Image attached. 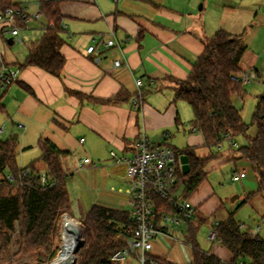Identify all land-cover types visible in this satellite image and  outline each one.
<instances>
[{"label": "crops", "instance_id": "crops-1", "mask_svg": "<svg viewBox=\"0 0 264 264\" xmlns=\"http://www.w3.org/2000/svg\"><path fill=\"white\" fill-rule=\"evenodd\" d=\"M33 1L36 6L31 14L39 13V0ZM58 1L63 29L60 54L65 59L62 74L55 77L36 67L21 69L13 84L0 90L1 102L6 109L3 115L7 119L15 117L31 123L32 117L37 114L35 111L46 112V139L39 134L33 146L37 145L38 148L40 140H48L59 151L68 153L61 158V164L69 175L68 180L74 174L80 176L75 180L82 201L89 205L87 211L97 205L125 212L126 207L130 206L125 184L126 165L115 164L110 153L131 156L137 135L144 133L149 139L159 140L160 144L169 143L173 150L188 148L198 156L207 155L208 149L200 133L184 137L186 146L182 149H176L169 141L170 129L181 124L184 111L181 105L183 101L176 100L175 94L200 58L203 42L211 39L218 30H224L228 13L235 8L245 7L250 9L246 22L251 21L252 17L256 19L259 13L264 17V0ZM12 2L20 4L27 13L23 4L25 0ZM39 19H42L41 16ZM17 25L19 33L13 37L9 27L0 24V42L4 40L7 44L12 39L13 45L19 39L29 44L42 35L44 27L36 24L34 28H29L28 24L24 26L20 22ZM23 30H28V33H23ZM109 39H114L116 45L106 47L101 43ZM90 46L96 48L93 54L87 53ZM26 56L27 49L20 59L11 55V59L6 61L0 54V60L5 65L20 67ZM121 56L127 65L113 68V61ZM136 80H141L143 84L141 96L135 85ZM18 83L23 86L20 87ZM256 93L253 114L259 100L264 97V91L257 90ZM111 99L113 101L108 102ZM28 100L31 102L24 107ZM37 119L42 122L44 118ZM37 125L42 126L40 123ZM190 132L198 133L193 128ZM26 134L27 131L21 135L23 147L27 146ZM16 135L18 139L20 136ZM202 146L207 153L199 155L197 148ZM231 147L223 154L218 150V154L205 164L204 178L197 190L187 198L194 206V212L197 208L206 215L218 211L216 188L209 184L207 175L226 164L229 166L230 181L233 173L240 175L239 181H231L239 183L234 191L241 192L247 200L257 196L248 198L257 191V179L250 164L237 159L236 150ZM84 159L90 162L83 164ZM37 170L43 173L45 167ZM179 189L182 195L183 186L180 185ZM234 201L227 209L229 215H234V211L242 207L241 202ZM194 215V223L203 219L194 220ZM63 218L65 221L72 219L67 213ZM241 225L244 229L247 227ZM246 229H257L256 234L264 239V224ZM206 241L210 247L202 250L196 235L201 251L223 263L230 262L231 253L225 247L217 242L211 243L208 234ZM175 250L177 253H172L168 259L192 263L191 250L179 245L175 246Z\"/></svg>", "mask_w": 264, "mask_h": 264}, {"label": "trees", "instance_id": "trees-1", "mask_svg": "<svg viewBox=\"0 0 264 264\" xmlns=\"http://www.w3.org/2000/svg\"><path fill=\"white\" fill-rule=\"evenodd\" d=\"M38 4V12L44 22L43 32L37 40L27 44V56L20 69L36 67L60 77L65 59L60 54L63 44L60 34L63 29L59 1L39 0ZM6 8L22 9L20 4L12 0H0V11ZM245 50L246 46L240 37L218 30L211 39L203 42L200 58L175 94L176 100L190 107L191 127L202 135L204 146L208 149L205 156H198L188 148L174 150L177 158L182 155L188 158V173L184 174L178 169L176 181V187L183 186L182 197L185 199L197 190L204 178L205 164L218 154L223 144L232 146L240 136L245 138L246 143L236 149L237 159L250 164L258 183L257 191L248 198L264 196V97L259 100L252 117V124L256 128L254 136L247 135L249 126L244 123L241 111L233 104V97L243 96L242 83L232 78L242 73L238 62ZM1 99L2 94L0 114H5ZM38 148L45 165V184L41 183L38 177L40 172L33 163L25 168L17 166L16 139L10 137L0 140V172L13 175L12 182L0 181V264L20 259L44 262L52 258L56 220L61 212L67 213L70 209L66 188L69 175L61 164V158L68 153L59 151L48 140H40ZM26 168L30 173L23 176L22 171ZM158 206L175 214L167 203L160 202ZM129 217L127 211L92 206L80 219L91 237L81 249L78 264H118L111 257L126 246L119 235L128 227ZM204 222V219L194 223L192 218H182L178 227H163L176 236L180 233L182 239L192 246L191 264H264V239L257 234L252 235L250 229H244L232 214L217 226H212L217 234V243L231 253L230 262L223 263L201 251L196 235ZM12 245L15 250H12Z\"/></svg>", "mask_w": 264, "mask_h": 264}, {"label": "rangeland", "instance_id": "rangeland-1", "mask_svg": "<svg viewBox=\"0 0 264 264\" xmlns=\"http://www.w3.org/2000/svg\"><path fill=\"white\" fill-rule=\"evenodd\" d=\"M23 4H25L27 8V13H29V15H32L31 12L35 9L36 3H34L33 0H25V3ZM248 9L245 7L233 9L232 12L228 13V17L223 26L224 30L233 37L240 36L241 41L246 46V50L240 61L238 62V67L240 69H243L244 73L250 74L254 72L257 75L255 79L249 80L248 82L242 84L243 96L241 98L233 97L234 106L241 111L244 123L249 126L247 135L254 136L256 133V128L255 125L252 124V112L254 109V103L255 101H257L255 96L258 93H256V91H264V86H262L264 85V17H261V13H259V16L256 19L255 17H252L251 21L246 22L247 17L250 14V9ZM43 23L44 22L42 19H39L38 21L31 20L28 23V27L34 28L36 24L43 25ZM22 32L28 33V30H23ZM26 42V40H24V42H18L16 39L13 45L8 46L4 40H1L0 54H2L3 58L6 61H9L11 59V55L16 59H20L22 54H24V52L26 51ZM17 85H19L20 87L23 86L21 83H18ZM30 102L31 100H28L25 103L24 107ZM181 103V105H183L182 107H184L181 124L178 126H174L173 129H170L169 141L172 142L173 146L176 149H182L186 146L184 143V137L199 134L190 132L192 128L189 124V121L192 119V112L187 104H185L184 102ZM33 113L34 112L32 111V114ZM35 113V117H32L31 123H27L26 120L18 119L15 117L7 119L5 115L0 114V130H3L0 131V140H7L10 137H13L14 134H19L20 137L16 139L17 166L19 168H25L33 162L37 169L43 170L45 165L41 159L40 151L37 148V145L33 146V144H35L36 138L39 134L42 135V138L46 139V112L44 113L35 111ZM39 114L44 116H39ZM38 117L44 118L43 120H41L42 122H38ZM38 123L42 124V126L40 127L39 125H37ZM19 124H23L24 127L21 128ZM18 126L20 128H18ZM26 131L27 146L23 147L21 145V135ZM149 140L152 143L160 144L159 140ZM236 142L237 143H235V146L231 147L235 150L237 149V147L244 145L245 138L241 136L237 137ZM229 147L230 145L228 143L223 144L221 148H219L220 154L227 152L229 150ZM197 153L199 155L206 154L207 149L203 146L198 147ZM228 167L229 166L227 164L223 165L219 169H216L212 173L207 175V181L209 182V184L211 183V185L216 188L215 196L218 198V211L214 212L211 215H206L199 208H197V210H195L194 212V220H196V218L205 219L204 224L201 225L197 234V242L202 250L209 249L210 244L207 243L206 236L215 221L221 222L227 218V216L229 215L227 214V209L229 206L234 204L232 203L233 198H237L238 196H240L239 199H234V202H241L242 206L240 209L234 211L233 217L236 221L240 222L244 226H252L254 228L256 227V225L261 226L262 224H264V196L257 195L247 200L241 192H235L234 190L237 189L239 183H231L228 175ZM79 178V175L74 174L73 177L66 182V188L68 190L70 198V209L67 211V214L70 218H72V221L77 223L81 236V246L77 251V260L75 264H78V261L81 258V249L87 245V242L91 237L90 232L81 224L80 221H78L82 218L83 214L89 207L88 203L86 204V202L82 201L81 199L80 188L77 187L78 185L75 180ZM246 201H248V203ZM125 210L127 212H130L131 207L128 206ZM64 215H66V213L61 212L56 220V228L53 236L52 248L54 251V256L44 262H35L32 260H28V262H30L31 264H51L56 259L58 253L60 252V247L62 244V231L64 229L63 223L66 225L65 218L67 217L63 218ZM179 234L180 233H178L177 237L182 240V235ZM11 248L12 250H15L14 245H12ZM118 264H138V262L133 257V255H130L124 262Z\"/></svg>", "mask_w": 264, "mask_h": 264}, {"label": "built area", "instance_id": "built-area-1", "mask_svg": "<svg viewBox=\"0 0 264 264\" xmlns=\"http://www.w3.org/2000/svg\"><path fill=\"white\" fill-rule=\"evenodd\" d=\"M39 18V13L29 15L22 9L6 8L0 11V24L9 27V33L13 37H17L19 33L18 21L27 26L29 21ZM17 41L20 42L19 39ZM101 43L106 47L116 45L114 39ZM95 51L94 46L87 49L88 54H93ZM126 65L127 62L123 56L113 61V68ZM20 70L19 66H8L0 60V90L10 87L18 79ZM256 76L254 72L250 74L243 72L239 76L233 77L232 80L243 84L255 79ZM135 85L138 88L139 96H141L142 81L136 80ZM19 126L21 127V125ZM110 157L115 164L126 165V193L131 206L129 225L125 232L119 235L126 242V246L115 252L111 260L121 263L133 255L138 264H185L180 259H168V256L177 253L176 245L189 250L192 249V246L185 240L179 239L175 234L163 229L164 226L178 227L182 223V218L191 219L194 214L193 205L188 199L182 197L181 190L176 187L177 170L181 169L180 157H176L169 143H152L144 133L137 135L134 152L131 156H119L111 152ZM89 162V159L82 161L83 164ZM29 173L28 168L22 171L23 176L29 175ZM38 177L42 184L46 183L44 172L39 173ZM239 180L240 175L233 173L231 181ZM0 181L12 182L13 175L0 172ZM160 202L167 203L175 211V214L168 212L164 207H159ZM214 225L217 226L218 223H214ZM256 233L257 229L251 231L252 235ZM208 240L211 243L217 242L214 227L209 230ZM8 264L31 263L20 260Z\"/></svg>", "mask_w": 264, "mask_h": 264}, {"label": "bare ground", "instance_id": "bare-ground-1", "mask_svg": "<svg viewBox=\"0 0 264 264\" xmlns=\"http://www.w3.org/2000/svg\"><path fill=\"white\" fill-rule=\"evenodd\" d=\"M63 227L61 249L51 264H75L77 260L76 248L81 243L79 227L71 219H67L66 225L63 223ZM70 228H76L77 234L72 233Z\"/></svg>", "mask_w": 264, "mask_h": 264}, {"label": "water", "instance_id": "water-1", "mask_svg": "<svg viewBox=\"0 0 264 264\" xmlns=\"http://www.w3.org/2000/svg\"><path fill=\"white\" fill-rule=\"evenodd\" d=\"M12 43H13V40H12V39H9V40L7 41V44H8V45H12ZM13 139H17V135H16V134L13 135ZM179 161H180V164H181V171H182L184 174H187V173H188V170H189V169H188V158H187L185 155H182V156H180ZM234 199H235V198H233L232 201H233ZM70 231H71L72 233L77 234V230H76V228H70ZM80 246H81V243L78 244V246H77V248H76V251L79 250ZM75 263H76V262H75Z\"/></svg>", "mask_w": 264, "mask_h": 264}]
</instances>
